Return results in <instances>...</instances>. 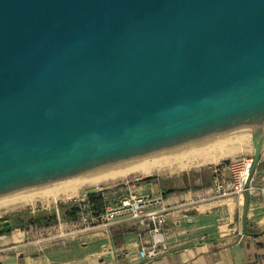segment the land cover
<instances>
[{
  "label": "water",
  "instance_id": "obj_1",
  "mask_svg": "<svg viewBox=\"0 0 264 264\" xmlns=\"http://www.w3.org/2000/svg\"><path fill=\"white\" fill-rule=\"evenodd\" d=\"M248 134L264 0H0V206Z\"/></svg>",
  "mask_w": 264,
  "mask_h": 264
},
{
  "label": "crops",
  "instance_id": "obj_2",
  "mask_svg": "<svg viewBox=\"0 0 264 264\" xmlns=\"http://www.w3.org/2000/svg\"><path fill=\"white\" fill-rule=\"evenodd\" d=\"M237 153L228 148L225 156ZM223 178L227 181L229 174L224 172ZM251 185L246 225L254 237L239 235L243 233L245 194L220 195L209 171L161 185L134 183L119 193L122 202L130 196L151 199L145 212L165 216L166 226L177 235L178 242H174L168 233L171 249L154 260L139 256L149 241L137 221L125 216L85 228L59 215L62 219L50 226L13 229L0 236V264H264V201L257 190L264 188V161ZM101 196L103 213L107 204L119 205V200L111 205L105 201L107 195Z\"/></svg>",
  "mask_w": 264,
  "mask_h": 264
},
{
  "label": "rangeland",
  "instance_id": "obj_3",
  "mask_svg": "<svg viewBox=\"0 0 264 264\" xmlns=\"http://www.w3.org/2000/svg\"><path fill=\"white\" fill-rule=\"evenodd\" d=\"M255 145H256V141L254 137L252 136H247L245 138H234L231 140L224 141L222 143L213 144V145L203 147V148H200L194 151H190V152H187L181 155L168 157L165 160L161 159L163 161L154 163L153 166L155 167L163 166L166 164H168V166L161 167L160 169L154 168L146 175H136L135 172L139 170V168H136V169L125 171L123 173H119L116 175L106 176L100 179L88 181L93 184V186H90L92 188L90 187L84 188L83 191H81V193L76 198L66 200V201L59 200L53 204H50L49 206H36L34 208L28 207L29 209L24 208L21 210L8 212L0 216V223L4 221H9L14 216H25V215H32L34 217H44V216L55 214L57 216V220H61L62 218L59 217V209L60 207H65L69 204H71L72 207L78 210L76 219L74 220V221H78L81 215L86 214L85 211L88 205L87 202H88V197H89L87 195L88 190L95 189L96 194L107 195L109 200L110 199L111 200L110 201L105 200V201L112 205L115 203L113 202L114 199L119 200L118 198L119 193L126 187L132 186L134 184V181L137 179H143L146 176H151L149 181L159 182L160 185L161 183H166V182L169 183L172 181L175 182L181 179L183 181L187 178L192 179L193 176H196L198 174L201 175V174L211 171V169L217 166L218 163L221 161L227 163L237 158H249V159L253 158ZM224 148H229V149L232 148L233 150L237 149L238 153L233 156H225L224 159H218L214 163L207 162L211 160L213 156L217 155L216 150H222ZM263 153H264V150H263ZM200 154L202 155L198 156ZM192 156H198V157L194 160H190L189 162H183V163L179 162L183 158H188ZM116 177H123V178L125 177V178L115 183L105 184L108 181ZM64 188H61V189H64ZM107 207L108 209L115 208L114 206H110L109 204H107ZM115 218L117 217H113V219ZM144 235L147 237L148 241L151 240L150 236L146 232V229H144Z\"/></svg>",
  "mask_w": 264,
  "mask_h": 264
},
{
  "label": "built area",
  "instance_id": "obj_4",
  "mask_svg": "<svg viewBox=\"0 0 264 264\" xmlns=\"http://www.w3.org/2000/svg\"><path fill=\"white\" fill-rule=\"evenodd\" d=\"M264 161V153L261 155V161ZM253 158H237L229 162H221L211 169L214 186L217 193L225 195H243L248 190H252L253 177L246 188L248 172L252 168ZM224 172L229 174L227 181L224 180ZM254 176V175H253ZM262 200L264 201V188L257 189ZM151 202L147 197L135 198L129 197V201L122 202L119 200V205L115 208L107 209L102 215L94 216L89 205L86 208V214L81 215L77 222L85 228L92 227L100 222L109 221L113 217H128L131 221L139 222L146 229L151 240L147 242L146 247L142 248L139 256L142 259L154 260L162 254L167 253L171 247L167 242V235L170 233L174 242H178V237L175 233L170 232L171 228L166 226L165 216L159 215L158 212H145L146 206ZM241 237L245 235L239 233Z\"/></svg>",
  "mask_w": 264,
  "mask_h": 264
},
{
  "label": "bare ground",
  "instance_id": "obj_5",
  "mask_svg": "<svg viewBox=\"0 0 264 264\" xmlns=\"http://www.w3.org/2000/svg\"><path fill=\"white\" fill-rule=\"evenodd\" d=\"M247 136L254 137V139L256 141L255 136H253L252 134H248V135L241 136V137H238V138H245ZM220 143H222V142H220ZM216 151H217V155L213 156L211 158V160H209L207 162L214 163L218 159H224L225 153H227L228 148H224L222 150H216ZM182 154H184V153H182ZM179 155H181V154H179ZM201 155L202 154H200L198 156H201ZM198 156H192V157H188V158H183L179 162L180 163L189 162L190 160L196 159ZM159 161H163V160L154 161V162H151V163H148V164H144V165L137 166V167H134V168H130V169H127V170H123V171L116 172V173H113V174H109V175H106V176L116 175V174H119V173H123L125 171L136 169V168H139V170H137V172H135L136 175H146L154 168L160 169L161 167H164V166L167 167L168 166V164L163 165V166H156V167L153 166L154 163H157ZM223 161H225V160H223ZM221 162H219V163H221ZM248 174H249V172H248ZM106 176H102V177H99V178H96V179H100V178H103V177H106ZM124 178L123 177H116V178L108 181L105 184L115 183V182L123 180ZM96 179H92V180H96ZM92 180H89V181H92ZM90 186H93V184L91 182L85 181V182H82V183L71 185L70 187H66L64 189L50 191V192H47V193H44V194H40V195H37V196H33V197H30V198H26V199H23V200H19V201H16V202L5 204V205L0 206V216L5 214V213L16 211V210H21V209H24V208L29 209L28 207L34 208L36 206H49L50 204H53V203H55V202H57L59 200H62V201L63 200H65V201L66 200H70V199L78 197V195L81 193V191H83L84 188L90 187ZM90 188H92V187H90ZM82 193H84V192H82Z\"/></svg>",
  "mask_w": 264,
  "mask_h": 264
},
{
  "label": "trees",
  "instance_id": "obj_6",
  "mask_svg": "<svg viewBox=\"0 0 264 264\" xmlns=\"http://www.w3.org/2000/svg\"><path fill=\"white\" fill-rule=\"evenodd\" d=\"M87 204L94 216H99L103 213L105 208V202L101 195L94 194L88 197ZM78 210L72 207L71 204L60 207L59 215H64L68 220L74 221L76 219ZM57 221V216L55 214L44 216V217H34L32 215L25 216H14L8 222L9 226L0 228V236L8 234L13 229H27L30 226H50Z\"/></svg>",
  "mask_w": 264,
  "mask_h": 264
},
{
  "label": "flooded vegetation",
  "instance_id": "obj_7",
  "mask_svg": "<svg viewBox=\"0 0 264 264\" xmlns=\"http://www.w3.org/2000/svg\"><path fill=\"white\" fill-rule=\"evenodd\" d=\"M2 223V222H1Z\"/></svg>",
  "mask_w": 264,
  "mask_h": 264
}]
</instances>
